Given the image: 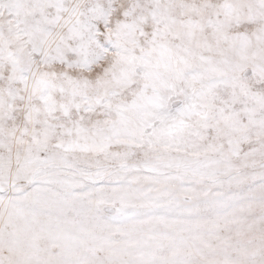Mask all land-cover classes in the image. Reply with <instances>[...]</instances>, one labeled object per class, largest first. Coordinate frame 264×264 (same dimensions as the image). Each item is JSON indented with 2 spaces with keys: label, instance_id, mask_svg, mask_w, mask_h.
Wrapping results in <instances>:
<instances>
[{
  "label": "snow or ice",
  "instance_id": "obj_1",
  "mask_svg": "<svg viewBox=\"0 0 264 264\" xmlns=\"http://www.w3.org/2000/svg\"><path fill=\"white\" fill-rule=\"evenodd\" d=\"M0 264H264V0H0Z\"/></svg>",
  "mask_w": 264,
  "mask_h": 264
}]
</instances>
